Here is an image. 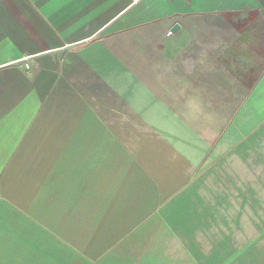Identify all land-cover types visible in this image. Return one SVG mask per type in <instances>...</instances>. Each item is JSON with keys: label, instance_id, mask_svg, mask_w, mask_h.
<instances>
[{"label": "crops", "instance_id": "1", "mask_svg": "<svg viewBox=\"0 0 264 264\" xmlns=\"http://www.w3.org/2000/svg\"><path fill=\"white\" fill-rule=\"evenodd\" d=\"M259 142L264 0H0V264H134L118 206Z\"/></svg>", "mask_w": 264, "mask_h": 264}, {"label": "rangeland", "instance_id": "2", "mask_svg": "<svg viewBox=\"0 0 264 264\" xmlns=\"http://www.w3.org/2000/svg\"><path fill=\"white\" fill-rule=\"evenodd\" d=\"M259 144L260 158L251 151L252 156L240 161L237 148L222 146L216 152L220 156L200 159L199 173L178 176L176 185L185 181L190 187L183 183L182 189L152 191L150 205L118 206L117 213L127 217H137L148 207L152 212L148 221L134 222L135 234L123 256L133 255L135 264L140 246H147L148 240L153 246L145 254L151 264H264V142ZM159 160L156 156L152 165ZM131 224L116 222L118 232Z\"/></svg>", "mask_w": 264, "mask_h": 264}, {"label": "water", "instance_id": "3", "mask_svg": "<svg viewBox=\"0 0 264 264\" xmlns=\"http://www.w3.org/2000/svg\"><path fill=\"white\" fill-rule=\"evenodd\" d=\"M175 29H176V27L172 31H174Z\"/></svg>", "mask_w": 264, "mask_h": 264}]
</instances>
